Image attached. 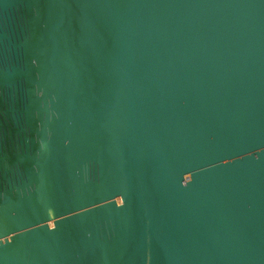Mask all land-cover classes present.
<instances>
[{
    "label": "water",
    "instance_id": "1",
    "mask_svg": "<svg viewBox=\"0 0 264 264\" xmlns=\"http://www.w3.org/2000/svg\"><path fill=\"white\" fill-rule=\"evenodd\" d=\"M0 264H264V0H0Z\"/></svg>",
    "mask_w": 264,
    "mask_h": 264
}]
</instances>
